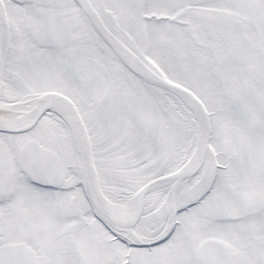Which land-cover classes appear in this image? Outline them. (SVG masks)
Returning a JSON list of instances; mask_svg holds the SVG:
<instances>
[{"label":"snow or ice","instance_id":"6c2138e0","mask_svg":"<svg viewBox=\"0 0 264 264\" xmlns=\"http://www.w3.org/2000/svg\"><path fill=\"white\" fill-rule=\"evenodd\" d=\"M0 264H264V0H0Z\"/></svg>","mask_w":264,"mask_h":264}]
</instances>
